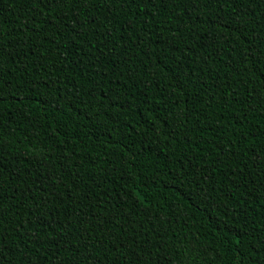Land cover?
Here are the masks:
<instances>
[{
	"label": "trees",
	"instance_id": "16d2710c",
	"mask_svg": "<svg viewBox=\"0 0 264 264\" xmlns=\"http://www.w3.org/2000/svg\"><path fill=\"white\" fill-rule=\"evenodd\" d=\"M0 264H264V0H0Z\"/></svg>",
	"mask_w": 264,
	"mask_h": 264
},
{
	"label": "snow or ice",
	"instance_id": "6c2138e0",
	"mask_svg": "<svg viewBox=\"0 0 264 264\" xmlns=\"http://www.w3.org/2000/svg\"><path fill=\"white\" fill-rule=\"evenodd\" d=\"M79 2V0H77ZM100 0H93V3H99ZM67 0H41V6L47 7L49 10L59 8L61 5H66Z\"/></svg>",
	"mask_w": 264,
	"mask_h": 264
}]
</instances>
